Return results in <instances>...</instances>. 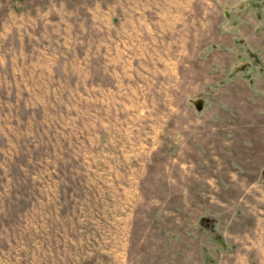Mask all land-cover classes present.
<instances>
[{"label": "rangeland", "instance_id": "rangeland-1", "mask_svg": "<svg viewBox=\"0 0 264 264\" xmlns=\"http://www.w3.org/2000/svg\"><path fill=\"white\" fill-rule=\"evenodd\" d=\"M0 264H264V0H0Z\"/></svg>", "mask_w": 264, "mask_h": 264}]
</instances>
